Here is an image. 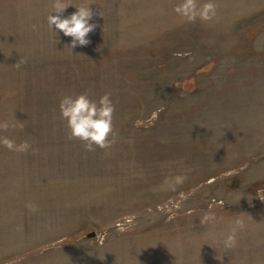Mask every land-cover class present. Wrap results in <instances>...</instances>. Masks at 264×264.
I'll return each instance as SVG.
<instances>
[{"label": "rangeland", "instance_id": "rangeland-1", "mask_svg": "<svg viewBox=\"0 0 264 264\" xmlns=\"http://www.w3.org/2000/svg\"><path fill=\"white\" fill-rule=\"evenodd\" d=\"M63 2L92 11L87 45L54 0H0V137L31 146L0 144V264H264V0ZM82 93L110 94L111 148L67 139Z\"/></svg>", "mask_w": 264, "mask_h": 264}, {"label": "clouds", "instance_id": "clouds-1", "mask_svg": "<svg viewBox=\"0 0 264 264\" xmlns=\"http://www.w3.org/2000/svg\"><path fill=\"white\" fill-rule=\"evenodd\" d=\"M69 6L63 0H54L53 12L49 13L47 23L53 30V26L65 36L71 37L70 48L85 46L90 41L88 34L92 32L96 25L90 23L93 13L89 6H75L77 11L68 17H62L63 12ZM177 14L186 17L188 20H195L199 16L202 20H211L215 15V5L211 2L205 3L201 8L197 7L196 0H183L174 9ZM57 33V31H54ZM61 119L66 122L67 139L79 140L83 143L85 151H95L109 149L116 142V134L113 126V116L115 106L110 99V94L105 93L99 100H92L87 93L76 96L65 95L59 103ZM9 124L7 121L0 122V131H7ZM0 144L10 151L26 152L31 147L27 141L17 145L14 140L8 137H0ZM30 211H36L34 205H28ZM215 219V217L205 216L204 220ZM230 234L224 240L225 249H232L236 245V231L244 228L242 220L234 222Z\"/></svg>", "mask_w": 264, "mask_h": 264}, {"label": "water", "instance_id": "water-1", "mask_svg": "<svg viewBox=\"0 0 264 264\" xmlns=\"http://www.w3.org/2000/svg\"><path fill=\"white\" fill-rule=\"evenodd\" d=\"M95 236H96V233L93 232V233L88 234V235H87V238H93V237H95Z\"/></svg>", "mask_w": 264, "mask_h": 264}]
</instances>
